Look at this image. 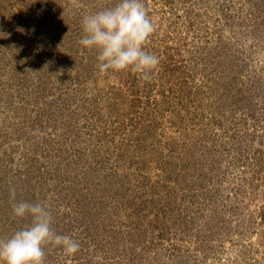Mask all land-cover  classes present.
Returning <instances> with one entry per match:
<instances>
[{
    "label": "rangeland",
    "instance_id": "1",
    "mask_svg": "<svg viewBox=\"0 0 264 264\" xmlns=\"http://www.w3.org/2000/svg\"><path fill=\"white\" fill-rule=\"evenodd\" d=\"M117 0H0V239L43 202L44 264H264V0H144L148 82L99 71L82 18Z\"/></svg>",
    "mask_w": 264,
    "mask_h": 264
},
{
    "label": "clouds",
    "instance_id": "2",
    "mask_svg": "<svg viewBox=\"0 0 264 264\" xmlns=\"http://www.w3.org/2000/svg\"><path fill=\"white\" fill-rule=\"evenodd\" d=\"M82 31L79 44L97 50L100 72L131 70L145 82L152 79L160 60L145 50L155 24L144 0H117L110 7L85 15ZM9 197L13 201V215L30 217L31 223L10 238L0 239V264H44L45 244L59 246L68 256L80 250V243L73 237L53 230V214L47 204L16 200L14 187L10 189Z\"/></svg>",
    "mask_w": 264,
    "mask_h": 264
}]
</instances>
